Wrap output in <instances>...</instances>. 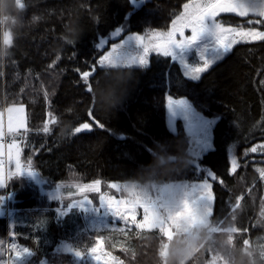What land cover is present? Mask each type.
Instances as JSON below:
<instances>
[{
  "label": "trees",
  "instance_id": "16d2710c",
  "mask_svg": "<svg viewBox=\"0 0 264 264\" xmlns=\"http://www.w3.org/2000/svg\"><path fill=\"white\" fill-rule=\"evenodd\" d=\"M191 1L28 0L25 20L33 14L40 19L16 35L11 33L13 55L0 66V110L25 105L27 113V129L17 135L21 170L9 178V187L17 191L12 225L0 216L1 258H6L8 242H15L31 252L29 264L41 260L48 264L70 262L69 255L62 254L61 258L56 249L72 239L71 229L81 223L80 213L74 210L61 218L57 210L60 199L49 200L41 187L51 192L58 189L59 196L69 201L71 196L64 195L62 187H89L99 181L100 192H105L110 184H121L149 165L153 150L159 146H167L173 155L180 146L188 154L184 124L179 121L177 132H172L164 121L165 96L186 99L197 113L209 120L219 119L213 129L214 148L200 159L188 154L191 166L163 183L203 180L212 173L217 177L212 180L213 219L224 222L239 202L242 237H264V228L256 224L264 212V41L234 46L199 80L186 77L171 55L154 53L143 67L152 78L145 80L133 68V87L109 117L96 112L91 104L87 87L93 73L102 72L99 38L111 36L119 27L126 34L167 31ZM136 2H142L141 6H135ZM223 18L248 25V18ZM71 19H78L83 29L75 45L63 39ZM256 26L264 29V25ZM3 40L4 33L0 32V42ZM84 72L90 73L87 82L82 78ZM62 120H72L76 127L89 123L91 130L62 139ZM233 158L238 163L235 170ZM2 194L0 191V200ZM138 231L151 230L132 227L126 233L102 231L88 241L105 238L107 249L121 264H136L133 253L140 241L134 234Z\"/></svg>",
  "mask_w": 264,
  "mask_h": 264
},
{
  "label": "clouds",
  "instance_id": "9594fccd",
  "mask_svg": "<svg viewBox=\"0 0 264 264\" xmlns=\"http://www.w3.org/2000/svg\"><path fill=\"white\" fill-rule=\"evenodd\" d=\"M27 9L28 0H0V32L16 35L28 24L34 25L40 17L33 14L26 21ZM82 34L78 19H71L65 25L63 39L75 45ZM11 47L0 42V66L13 55ZM100 69L103 74L92 86L91 104L96 112L109 117L127 97L134 79L133 67L116 56ZM75 127L72 120H62L59 136L71 139ZM152 156V162L136 176L121 182V192L129 202L139 200L154 205L159 218L168 221L184 211L189 202L185 196L161 185L166 178L188 169L193 161L180 146L175 155L169 153L167 146H159ZM191 204L192 216L177 219L170 238L162 239L156 227L134 234L140 241L138 251L133 253L136 264H264V237L249 240L241 235V204L229 213L222 227L213 219L205 200ZM256 224L264 228V212L258 215Z\"/></svg>",
  "mask_w": 264,
  "mask_h": 264
},
{
  "label": "rangeland",
  "instance_id": "374dc122",
  "mask_svg": "<svg viewBox=\"0 0 264 264\" xmlns=\"http://www.w3.org/2000/svg\"><path fill=\"white\" fill-rule=\"evenodd\" d=\"M192 2L193 1L187 4H190ZM244 2L254 8L264 7V0H244ZM184 11L185 9L181 13V15L184 13ZM181 15L175 18V20L171 25V28L167 31L154 30L145 34H137V33L126 34L124 33V28L119 27L112 33L111 36L108 37L101 36L99 38L98 48L103 51V55L100 57V59L109 53H113V49H115V52L113 54L117 55V59L131 63L133 68L135 66L141 67L139 69L141 77H146L145 80H150L152 78L151 74L148 73V70H145L143 68L145 67L144 65L147 64L142 65L139 63V58L143 56L144 49H143V45L137 40V37H142L144 43H148L149 41H151L153 45L156 43H160L162 42V40L153 39L151 37V34L152 33L167 34L172 32L174 22H176ZM225 15H236V14L221 12L217 17H215V20L225 28L256 27L260 31H264L263 28L258 27L256 25L235 24L233 23L232 20H225L223 18V16ZM242 18L259 19L258 17H251V16L242 17ZM205 25H206V30L202 32L192 44L183 48L178 46H173L172 52L170 54L172 58H174L180 64L186 77L190 78L191 80H199L202 74L206 73L214 65L222 61L228 55L231 49L234 48V46L243 43V42L234 43L230 51L226 53L224 52L223 49L219 48L218 46L215 35L214 21L211 18H208L205 21ZM184 33H185L184 37L182 38L179 32H176V34L174 35L175 37L173 38L177 41H180L181 39V42H184L187 37H191L192 35L190 28H185ZM160 51L161 50L152 47L146 57L147 61L149 62L150 57L154 53H160ZM205 60H207L209 64L207 69L199 73L195 72L194 68L196 67L204 68ZM102 74L103 73L101 72L92 78L91 86L94 85V83ZM194 76H199V79H193ZM131 87H133L132 84H130L129 89ZM168 101L169 100L165 102V107H163L166 114L165 118L168 128L172 132H177L178 122L179 121L182 122L184 124L188 136V142H189L188 154L194 159L203 158L204 154H206L207 152H209L214 148L213 129L219 117L211 118L209 120L208 118L197 113L194 110L191 103L186 99L172 100L174 104L172 107H169ZM179 101H183L184 102L183 105L176 103ZM0 112L2 111L0 110ZM3 132L4 134L2 137V141L5 135V128H3ZM12 144H15L16 148L12 149L11 151L14 154L15 151L18 149L19 156L17 158L13 155V157L10 158L8 154L9 151H7V157L9 162V175L11 178L13 177L14 174L18 172L16 168L17 159L19 160V164L21 168V160H20L21 145L18 138L14 137L10 133L9 145ZM4 155H5V151H0V156L4 157ZM235 161H236L235 166H233L232 163L233 170H235L238 165L236 159ZM0 176L4 178V182L6 183L5 170L1 169ZM213 178L214 175L212 173H209V177L203 180L166 182L163 183L161 187L163 189H171L173 191L180 193L181 195L186 197L189 203H196L202 200L200 198L202 186L205 183H210L213 186V181H212ZM112 184H116L118 188H112L111 187ZM112 184H110V187H108V190H106L105 192L103 191L100 192L98 184L91 185L89 187H68V188L62 187L61 190L64 193V195L71 196L68 199L69 201L62 199V197L59 196V192L57 191L58 189L51 192L41 187L42 194L47 196L49 200L51 199V197L54 200L60 199L59 200L60 205L57 210L61 218H63L65 215L71 213L74 210H77L80 213L81 223L74 228L72 226L71 229V232L73 233L72 239L66 242H61L56 249L57 255L60 254L59 256L61 258H62L61 256L62 254H67L70 256V262H68V264H97V261L95 260L94 256H99L102 258L100 264H103L104 260H107L108 264H117V261L119 262V260L107 249L105 238L98 237L97 239H94L96 244L88 241V239L91 238V236L94 233H95L94 234L95 237L96 234L102 233V231H110V232L122 231L123 233H126L128 229H131L132 227H136L135 224L131 222L125 223V221H123L120 217L115 216L112 210H110L107 207V205L102 203V200L106 201L108 199H112L116 201L119 200L127 201L124 194L120 190H118L121 184L119 183H112ZM156 195L158 196L159 192ZM214 204H215V199L213 200V213H214ZM13 215H14V209L13 212L12 210L9 212L10 225H12L13 222ZM142 219H143V209L137 208L136 222L139 223L142 221ZM129 221H131V217H129ZM93 247L98 249V251L95 254L91 252V249ZM23 249L28 250V248L23 245H20L15 242H11V243L8 242L6 249L7 252L6 258L0 257V264H29L30 261L32 260V254L25 255L21 260L19 261L17 260L16 253ZM77 252L81 253V255H77ZM39 264H48V261L46 262L45 260H41ZM49 264H55V263L49 262ZM119 264L121 263L119 262Z\"/></svg>",
  "mask_w": 264,
  "mask_h": 264
},
{
  "label": "snow or ice",
  "instance_id": "6c2138e0",
  "mask_svg": "<svg viewBox=\"0 0 264 264\" xmlns=\"http://www.w3.org/2000/svg\"><path fill=\"white\" fill-rule=\"evenodd\" d=\"M184 13L178 18L176 22L173 24V31L167 34L161 33H152L151 37L153 39H161L162 42L152 44L151 41L148 43H144L142 37H137V40L143 45L144 54L139 58V63L144 65L147 64L148 61L146 59L149 51L152 47H155L158 50H161L164 56H168L172 52L173 46L178 47H186L192 44L196 38L206 30L205 21L208 18H211L214 21L215 35L217 39V43L219 48L223 49L224 52H229L232 45L234 43H253L256 41H264V31H260L256 27H230L225 28L220 23L215 20L221 12L226 13H234L239 17H258L259 19H248L246 20V24L248 25H264V7L254 8L249 4H246L244 0H193L190 4L184 5ZM185 28H190L191 37H187L184 42H179L175 40L173 37L176 32H179L180 36L184 37ZM5 45L12 44V35L9 32L4 33ZM115 49H113V53ZM113 53H109L105 55L103 58L99 60V67L105 64L106 62H111L114 57ZM209 66L208 61H204V68L196 67L194 71L199 73L207 69ZM90 73L84 72L82 73V78L84 81H88ZM193 79H199V76H194ZM87 91L91 93L92 87L89 85L87 87ZM180 105H183V101L176 102ZM175 103V104H176ZM169 107H172L173 101L169 99L168 101ZM7 129L9 133H13L18 131L21 127L25 126V109L23 105H12L7 107ZM89 116L92 115L91 112L88 113ZM3 117L4 113L0 112V150L4 148L2 137H3ZM55 123V121H53ZM103 127V125H100ZM82 130H91V125L89 123H82L80 126L75 127L74 133H80ZM49 129L47 125L44 127V132H48ZM9 148V157L12 158L13 155L18 158L19 151L18 149L13 152L12 149L16 148L15 144L8 145ZM253 152L256 151L255 148L252 149ZM233 166H235V159L232 160ZM16 168L17 171H20L19 160H16ZM261 176L264 177V170L261 171ZM214 180L217 177L213 178ZM99 184V181L96 182ZM223 183V181H221ZM3 182L0 181V187H3ZM112 188H118L116 184L111 185ZM212 185L210 183H205L202 186V191L200 194V198L207 202V205L210 209V212L213 214V200L214 196L212 194ZM121 191V186L119 189ZM102 203L107 205V207L112 210L115 216L120 217L125 223H133L138 229H151L152 227H156L158 230V234L162 239L170 238L172 235V227L175 224L177 219L180 218H190L193 213V208L191 203H186L184 207V211L178 213L176 217H170L168 221H164L159 218L158 212L154 205H150L144 202L137 200L136 202H129L125 200H112L108 199L106 201L102 200ZM239 202L235 203L232 208V211L235 209L236 205ZM137 208L143 209V219L141 222H136L137 216ZM129 217H131V221H129ZM219 226H223V221L218 222ZM98 251L97 248L93 247L91 252L95 254ZM25 255H31V252L27 249L20 250L16 253L17 260H21ZM77 255H81V253L77 252ZM97 264H100L101 257L94 256ZM115 259V258H113ZM103 264H108L107 260H104ZM117 264L119 262L117 261Z\"/></svg>",
  "mask_w": 264,
  "mask_h": 264
},
{
  "label": "crops",
  "instance_id": "0c3cea01",
  "mask_svg": "<svg viewBox=\"0 0 264 264\" xmlns=\"http://www.w3.org/2000/svg\"><path fill=\"white\" fill-rule=\"evenodd\" d=\"M190 32V31H189ZM185 34V33H184ZM179 42H181V39H180V41ZM160 53H162V51H160ZM163 54V53H162ZM134 68H136V70L138 69V71H139V69L141 68V67H139V66H135ZM170 98L168 97V96H165V97H163V99H162V103H163V107H165V102L167 101V100H169ZM12 106V105H11ZM24 106V109H25V121H26V123H25V126L24 127H21L18 131H16V132H13V133H11L14 137H17V135L19 134V133H21V132H23V131H25L26 129H27V113H26V107H25V105H23ZM3 113H5V111H2ZM164 114H165V112H164ZM165 116H166V114L164 115V121L166 122V118H165ZM3 120H4V122H3V128H5V115H4V117H3ZM7 122V121H6ZM10 134V133H9ZM8 137H9V135H8ZM4 144V143H3ZM8 145H9V142H8V144H7V146L5 147L4 146V148L2 149V150H0V151H9V148H8ZM1 157V156H0ZM2 170H4L2 167H0ZM1 169H0V175H1ZM15 176V174L13 175V177ZM0 181H2L3 182V185H5V182H4V178H2L1 176H0ZM3 188H4V186L3 187H0V191H2L3 190ZM0 216H3V207H2V202L0 201Z\"/></svg>",
  "mask_w": 264,
  "mask_h": 264
},
{
  "label": "built area",
  "instance_id": "2783aa9c",
  "mask_svg": "<svg viewBox=\"0 0 264 264\" xmlns=\"http://www.w3.org/2000/svg\"><path fill=\"white\" fill-rule=\"evenodd\" d=\"M5 143H6V138H5ZM0 165L4 166L7 168V162L3 161L0 159ZM17 193L13 190H10L8 187H6V194H5V205L8 207L10 199L15 197Z\"/></svg>",
  "mask_w": 264,
  "mask_h": 264
},
{
  "label": "water",
  "instance_id": "95a60500",
  "mask_svg": "<svg viewBox=\"0 0 264 264\" xmlns=\"http://www.w3.org/2000/svg\"><path fill=\"white\" fill-rule=\"evenodd\" d=\"M141 4H142V2H136V3H134V5L137 6V7H140ZM95 74H96V73H93L92 77H94ZM96 124L98 125L97 122H96ZM195 165L198 166V167H200L198 162H195Z\"/></svg>",
  "mask_w": 264,
  "mask_h": 264
}]
</instances>
